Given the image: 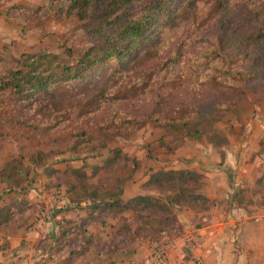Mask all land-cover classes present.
<instances>
[{
  "label": "rangeland",
  "instance_id": "1",
  "mask_svg": "<svg viewBox=\"0 0 264 264\" xmlns=\"http://www.w3.org/2000/svg\"><path fill=\"white\" fill-rule=\"evenodd\" d=\"M65 1L0 0L1 86L37 59L56 73L65 67L71 73L90 48L106 42L103 34L116 35L114 25L100 27L96 15L67 17ZM156 1L161 6L153 7ZM128 6L129 19L155 9L148 20L155 32L138 38L123 59L35 96L0 87V209L9 208L6 223L0 215V264H121L123 248L137 236L159 239L161 230L179 226L180 210L203 212L198 203L167 205L176 191L165 186L143 188L166 207H148L141 217L122 205L109 210L69 195L71 185L86 182L121 187L124 202L125 188L134 193L132 184L144 183L152 171L181 166L176 149L185 140L192 156L184 160L217 176L224 164H236L222 153L231 145L228 137L245 143V160H258L254 184L248 181L242 200L231 191L239 203L248 198L246 205L264 206V0H132ZM195 119L191 130L209 137H185L182 122ZM12 160L29 168L28 178L9 177L5 164ZM190 185L201 193L206 187L203 178ZM59 210L55 237L45 233L31 246L33 225ZM91 214L89 243L62 236Z\"/></svg>",
  "mask_w": 264,
  "mask_h": 264
},
{
  "label": "crops",
  "instance_id": "2",
  "mask_svg": "<svg viewBox=\"0 0 264 264\" xmlns=\"http://www.w3.org/2000/svg\"><path fill=\"white\" fill-rule=\"evenodd\" d=\"M228 138L229 142L232 141L231 145L223 147L222 153L225 152L227 160L231 162L234 158L236 164H232L231 168L225 167L227 164H224V167L218 170V176L214 171H206L202 164L197 167L191 166L188 160L192 154H189L186 148L188 140L176 149L175 160L181 166L173 168L194 169L201 173L204 176L205 186L208 188H203L202 192L209 198L211 204L201 213L193 210H180L176 215V224L179 226L169 231L161 230L159 233L163 237L159 239L146 234L137 236L132 241L133 244L127 246V250L123 248L121 264H196V262L201 264H264V206L256 209V204L246 205L248 198H245L243 203H239L235 199V193L231 191L234 187L235 190L237 189L236 198L240 200L244 198L247 183L249 180L252 182L253 174L257 170L255 164L258 160L246 161L247 145L240 144V141L235 138ZM247 138L251 141L250 134ZM200 151L202 154L199 155L206 160L203 150ZM186 157L188 160H184ZM141 185V183L132 184L131 189L135 190L134 193L125 188L123 198L129 199L137 194H145ZM209 185L213 186L212 191ZM59 212L51 220L43 224L39 222L38 226L33 225L29 232V240H32L31 246L36 247L35 240L45 233L55 237L57 219L62 210ZM94 215L91 214V219L83 220V222L88 224ZM193 215H197L195 224H192ZM76 223L78 225L80 222ZM86 227L89 230V226ZM159 246L163 247L164 253L161 258L157 259L154 252Z\"/></svg>",
  "mask_w": 264,
  "mask_h": 264
},
{
  "label": "trees",
  "instance_id": "3",
  "mask_svg": "<svg viewBox=\"0 0 264 264\" xmlns=\"http://www.w3.org/2000/svg\"><path fill=\"white\" fill-rule=\"evenodd\" d=\"M131 2L132 0H66L65 4L61 6V10L67 17L77 16L86 19L96 15L95 19H99L100 21L98 25L100 27L104 24L106 26L114 25L116 35L109 32L106 36L103 34L106 37V42L103 45L101 44L90 48L86 52L85 57L80 59L77 65H74L71 73L68 72L70 70L69 67H65V70L62 69V74L56 73L54 70L47 68L42 62V59H37L32 62L33 65L27 70L13 71L12 79L5 82L4 86L0 85V87L6 88L10 86L18 94L35 96L39 93L49 91L53 84L59 83L61 80H84L88 70H92L94 67L107 62L111 58L123 59L127 56V52L131 51V45L138 38L143 37L146 32L150 31V28L153 31L149 36H152L155 32L152 25H148V20L151 15H156L155 9L150 8L145 14L129 19L126 15L128 14V5ZM100 5L102 6L99 7ZM158 5L161 6V3L158 4L156 1L153 7H158ZM113 16L115 17L111 19ZM118 17H123V20L119 22ZM94 32L99 33L98 28ZM56 65L59 66V64ZM193 121H197V119L191 121L184 120L182 122V126L186 128L187 136L185 137H194V139L200 140L205 134H202L199 130L200 128L194 131L191 130ZM205 136L209 137L210 135L206 134ZM41 154L38 152L36 155L41 159L40 161H43L45 154ZM5 167L6 169L10 168L9 177L16 180L29 177V168L18 160L7 162ZM201 178H203L202 174L196 170L162 168L152 171L149 178L142 183V188H150L153 186L156 189H162L165 186L170 190L176 191L174 194L167 196V205H171L172 203L179 205L183 202L185 204L198 203L206 206L205 209H207L208 203H210L209 198L205 194L198 192L196 187L193 188L190 185V183L199 184ZM122 193L123 190L121 187L109 189L101 185L86 182H81L79 186L71 185L69 190V195L76 203L82 201L95 204L101 203L104 208L109 210H115L118 205H122V211H130L139 215V217H141L140 212L148 207H158L159 209L166 207L162 198L151 194H137L123 202ZM5 210L8 211L9 208L0 209L1 217L5 218L2 221L3 223H6L9 217ZM86 226V222H80L77 226H73L70 231L63 230L62 236L65 237L67 234H75L76 238L81 237L84 243H89L91 233ZM74 255L75 251L70 249L69 256L73 257Z\"/></svg>",
  "mask_w": 264,
  "mask_h": 264
},
{
  "label": "built area",
  "instance_id": "4",
  "mask_svg": "<svg viewBox=\"0 0 264 264\" xmlns=\"http://www.w3.org/2000/svg\"><path fill=\"white\" fill-rule=\"evenodd\" d=\"M163 253H164V249H163V247H162V246H159V247L156 249V251L154 252V256H155L157 259H159V258L162 257ZM197 263H199V262H197Z\"/></svg>",
  "mask_w": 264,
  "mask_h": 264
}]
</instances>
